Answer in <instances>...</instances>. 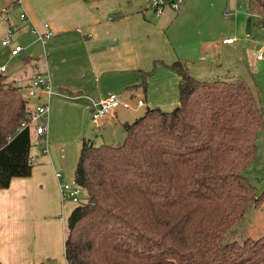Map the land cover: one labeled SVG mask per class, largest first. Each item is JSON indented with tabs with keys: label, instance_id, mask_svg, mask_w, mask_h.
Returning <instances> with one entry per match:
<instances>
[{
	"label": "trees",
	"instance_id": "obj_1",
	"mask_svg": "<svg viewBox=\"0 0 264 264\" xmlns=\"http://www.w3.org/2000/svg\"><path fill=\"white\" fill-rule=\"evenodd\" d=\"M264 27V0H249ZM180 104L123 125L119 146L85 141L75 179L86 190L68 220V264H264V234L227 243L264 205L244 176L264 113L241 78L204 82L181 61ZM30 102L0 73V192L32 176L34 133L20 131Z\"/></svg>",
	"mask_w": 264,
	"mask_h": 264
},
{
	"label": "crops",
	"instance_id": "obj_2",
	"mask_svg": "<svg viewBox=\"0 0 264 264\" xmlns=\"http://www.w3.org/2000/svg\"><path fill=\"white\" fill-rule=\"evenodd\" d=\"M4 2L18 11L10 27L17 28L16 39H21L17 44L25 50L13 58L1 46L0 52L8 58L2 66L8 73L22 69L16 74L19 77L13 74V81L23 88L41 69L50 75L54 91L63 96L48 101L45 141L34 135L39 147L31 151L32 176L14 179L10 188L0 192V264H68L67 225L77 206L62 203L56 173L68 180L75 177L85 141L119 146L126 138L125 123L139 119L147 109L177 107L181 79L171 68L174 63L183 62L198 80L215 82L230 76L231 69L244 74L248 61L236 59V54L245 46L236 36L224 37L237 39L231 45H224L223 37L214 40V2L208 8L202 0H186L180 11H166L160 17L147 0H0V5ZM249 15L252 22L256 17ZM45 24L54 37L42 46L33 29L44 32ZM262 47L248 51L250 67L260 63L256 57ZM215 50L232 52L234 60H213ZM9 62L18 66L10 69ZM110 96L131 103L134 110L118 108L93 121V101ZM139 100L144 107L137 106ZM29 102L35 106L47 99ZM45 143L47 155L41 151Z\"/></svg>",
	"mask_w": 264,
	"mask_h": 264
},
{
	"label": "rangeland",
	"instance_id": "obj_3",
	"mask_svg": "<svg viewBox=\"0 0 264 264\" xmlns=\"http://www.w3.org/2000/svg\"><path fill=\"white\" fill-rule=\"evenodd\" d=\"M204 6L210 7V4L213 2L216 5V8L213 12V24H214V40H220L221 37L227 36H236L241 38L239 45H244L245 48H240V51L236 54V59H244L249 62L250 56L248 55V51L252 50L254 52L258 51L264 45V27H262L257 18H253V21L250 23L249 15V0H202ZM8 3L4 2L0 5V50L2 49L1 42L3 38L9 36V32L11 27L13 26V21L18 17V11L14 7H8ZM4 11H7V18L4 19L6 15H4ZM211 12V11H210ZM10 21V23H9ZM251 24V33L248 35V26ZM16 27L13 28L15 36H13V42L15 44L21 43V39H16L18 35V31H16ZM238 55V56H237ZM235 54L230 51H213V60H219V58L227 59L228 61H233ZM209 58V57H208ZM211 59V57H210ZM247 59V60H246ZM8 58L5 56V52H0V67L5 64ZM244 66V74H237V70L231 69L229 72L227 71V75L235 76L236 79L244 80L253 90L255 96L262 106V110L264 113V62L257 63L255 66L250 67ZM10 69L16 68V63H6ZM225 66H219L218 68L222 69ZM22 69H16V71L6 72L8 76L9 85L11 88L19 89L22 96L26 97V90L19 86V83H15L13 81V74L16 75ZM21 73H23L21 71ZM240 73V72H239ZM22 75V74H21ZM230 76H227L228 79ZM16 77H19L16 75ZM196 79V78H195ZM198 80V79H197ZM210 80V79H209ZM201 81V80H199ZM212 82V81H209ZM120 99V98H119ZM124 109L123 107H120ZM164 110V111H171ZM127 111L131 113V111ZM137 114L136 117L142 115ZM140 118V117H139ZM134 120L133 122H135ZM132 122V123H133ZM43 148V147H42ZM79 151H77L78 153ZM81 152V149H80ZM63 174V173H62ZM244 176L247 179L248 183L254 187L258 197L264 193V129L259 132L258 140H257V156L256 159L249 165V167L244 172ZM69 178H75L70 176ZM86 198V195L83 197ZM76 204L71 203V206H75ZM77 206V205H76ZM264 234V205L261 207H252L244 216L242 220H240L234 229L228 234L226 238L227 243H243L247 239L257 240L261 238Z\"/></svg>",
	"mask_w": 264,
	"mask_h": 264
},
{
	"label": "built area",
	"instance_id": "obj_4",
	"mask_svg": "<svg viewBox=\"0 0 264 264\" xmlns=\"http://www.w3.org/2000/svg\"><path fill=\"white\" fill-rule=\"evenodd\" d=\"M186 0H147V4L151 10L156 14V16H162L166 11L178 12L185 5ZM6 15V11L3 13ZM22 20L26 19L25 15L21 16ZM34 35L37 37L38 41L42 46H45L49 40L54 37V32L49 24L44 25V32H39L36 28L33 29ZM14 31L11 28L9 36H7L1 43L2 47L9 49L11 57H18L24 52V47L15 44L13 42ZM237 39L234 38H224L222 43L224 45L234 44ZM262 51L258 53L256 59L261 62L264 61V45L261 49ZM47 60V57L45 56ZM8 71L7 66H2L0 68V73H6ZM25 90L27 92L26 98L36 99L45 97L47 99L46 103L31 105L21 124L20 131L31 130V132L36 135L40 141L44 142L49 131V114L50 105L48 101L53 96H63L60 93H56L52 87L50 75L45 71L39 69L33 77L30 78L28 85H26ZM138 107H144L145 102L143 100L137 101ZM123 107L126 110H134L132 104L129 102H124L117 96H110L106 99L100 101H93L92 103V119L98 122L110 114H112L116 109ZM34 149H38L39 144L34 143ZM41 151L44 155L49 153L48 144L45 143ZM56 178L60 183L61 188V201L63 204L73 203L80 205L84 201V195L86 190L79 185L75 178L66 179L65 175L58 172L56 173Z\"/></svg>",
	"mask_w": 264,
	"mask_h": 264
},
{
	"label": "water",
	"instance_id": "obj_5",
	"mask_svg": "<svg viewBox=\"0 0 264 264\" xmlns=\"http://www.w3.org/2000/svg\"><path fill=\"white\" fill-rule=\"evenodd\" d=\"M249 22L251 23V19L249 20ZM250 30H251V24H249L248 26V31H247L248 34L250 33Z\"/></svg>",
	"mask_w": 264,
	"mask_h": 264
}]
</instances>
